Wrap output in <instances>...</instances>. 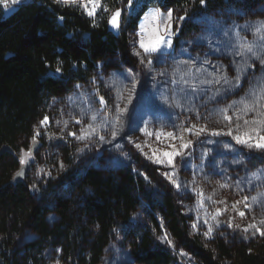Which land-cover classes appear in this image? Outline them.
<instances>
[{
    "label": "trees",
    "instance_id": "trees-1",
    "mask_svg": "<svg viewBox=\"0 0 264 264\" xmlns=\"http://www.w3.org/2000/svg\"><path fill=\"white\" fill-rule=\"evenodd\" d=\"M127 4L111 7L124 10L118 33L110 11L29 0L6 15L0 4V150L12 149L0 156V264H264V236L243 231L264 228V149L236 140L264 134L244 110L260 99L264 113L250 95L264 87V0H160L186 19L173 51L153 55L138 45L147 5ZM249 43L256 56L237 55ZM188 122L223 135L197 137L170 167L135 144ZM37 134L36 173L15 182ZM213 181L249 198L244 219H205L195 189Z\"/></svg>",
    "mask_w": 264,
    "mask_h": 264
},
{
    "label": "rangeland",
    "instance_id": "rangeland-1",
    "mask_svg": "<svg viewBox=\"0 0 264 264\" xmlns=\"http://www.w3.org/2000/svg\"><path fill=\"white\" fill-rule=\"evenodd\" d=\"M28 1L29 0H21L20 3L16 4H13L12 0L8 1L11 3L4 6L5 14H11L14 9H16V6ZM85 2H87V0H78L75 5H80L85 10V8L83 7V4ZM117 2H122V0H100L101 6L95 8V15L93 17H97L99 15L104 16L109 11L111 16V7L113 3L116 4ZM159 2L160 0H132L130 7L128 4L126 5V10L128 11V13L133 14L139 12L145 5H147V10L143 15L141 21L139 22V30L137 33L138 45L141 51H143V53H145V51L143 48L140 47L141 42H143L146 46H151L161 36L165 35V32L167 30L166 38L170 40L171 47L167 48L161 46L160 51L150 54L145 53L146 55L170 53L173 51L175 45L178 18H176L173 14L172 20L168 21L166 14L169 10H163L160 7ZM104 8H107L108 10L105 11ZM91 9L92 4H89L88 10ZM157 9H159V14L155 15L154 13ZM120 10V28L115 29L109 24L110 30L116 33L120 32L122 27V15L124 10ZM85 12L87 13L86 10ZM49 126V120L46 123H43V127H45L46 130L49 129ZM201 129H203V131H201ZM197 133H199V135H197ZM203 134L221 136L223 135V132L217 129H208L206 125L201 122H188L183 128L178 131L153 128L145 129L141 132L138 137H136L135 144L139 145V149L151 162L162 167H170L174 166L176 164L177 159L183 156L188 150L192 148L193 141ZM239 136L243 138L244 135ZM259 136H264V134L252 135L253 140L251 142H254ZM35 142H41L40 134H37L35 141L32 144V147L30 149L25 150L22 155V157H24L27 161H30L31 163L29 167L30 172H35V169H37L35 164V151L39 148V146L34 148ZM185 144H187L188 147L185 148ZM26 152L30 153V155L27 157H25ZM166 153L168 155H166ZM166 174H168V178L169 176H171V180H176L175 170L166 172L165 175ZM211 183V187L209 188L206 186H200L195 189L196 193L199 196L200 208L203 211L204 216L206 217L205 219H207V216L213 219L216 216H223L225 214L230 217L232 224H236L242 219H244L246 217V212L248 209L244 206L245 203H247V201H244V197L240 195H235L230 191L227 186H225L220 181H213ZM240 211H243L245 213L244 217H241L239 215Z\"/></svg>",
    "mask_w": 264,
    "mask_h": 264
},
{
    "label": "snow or ice",
    "instance_id": "snow-or-ice-1",
    "mask_svg": "<svg viewBox=\"0 0 264 264\" xmlns=\"http://www.w3.org/2000/svg\"><path fill=\"white\" fill-rule=\"evenodd\" d=\"M20 2H21V0H12L13 4L20 3ZM55 2L56 3H62V4H75V3L78 2V0H55ZM131 2H132V0H128L129 7L131 6ZM200 2H201V5L205 4V0H200ZM89 4H92V9L91 10H88V5ZM99 6H101L100 5V0H87V2H85L83 4V7L85 8V10L87 11V14L89 16H94L95 15V8L99 7ZM104 10L107 11L108 9L104 8ZM154 14L158 15L159 14V9L155 10ZM166 15H167V20L171 21L172 20V16H173L172 11L169 10ZM120 18H121V10L118 8L114 12H112V14L110 16V19H109V24L113 28L119 29L120 28ZM60 19L62 20L63 17H60ZM184 19H186V15L178 17V22L179 21H183ZM261 32H264V29L258 28L257 29V33L259 34ZM166 35H167V30L165 32V35L161 36L151 46H146L143 42H141L140 47L144 49L145 53H149V54L157 52V51H160L161 46L170 48L171 47V42H170L169 39L166 38ZM260 39H261V41H264V34L260 35ZM248 54H251L252 56H256V51L254 50V46L252 44H250V43L249 44H245L243 46V50L237 52V55H240V56H245V55H248ZM136 55L139 56L140 53L137 52ZM142 62H143V58H142ZM147 62L149 64L152 63V61L150 59ZM261 63L264 64V60H261ZM56 71L60 72L61 69L58 67L56 69ZM221 79H224L226 81V77H221ZM236 83H237V85L239 84V76H237V78H236ZM257 88L259 89V92L257 91ZM257 88H254L253 91L250 93V95H252V96H262V98H264V87L258 85ZM100 99H101V102H103V97H101ZM165 103H167V100H165ZM257 103H260V99H257L256 101H254L252 103H245L244 104V110L245 111L256 112L257 116L259 118L256 119V120L251 121V123L253 125H260L261 127H264V113H261V112L257 111V109H256V104ZM261 107H264V104H261ZM121 111H123V110H121ZM225 111H227V109H225ZM226 118L229 119V120L232 119V117H230V116L226 117ZM92 119L95 120L96 117L93 116ZM116 119H117V121H119V116H117ZM47 121H48V117H45V119H44V121H42V123H46ZM77 122L79 123V121H77ZM244 123L248 124L249 121H245ZM201 131H203V129H201ZM253 131H255V128L253 129ZM149 134H151V133H149ZM230 134L231 133H229V135ZM72 135L75 136L76 133H72ZM112 135H113V137H115L116 133L113 132ZM169 135H171V134H169ZM197 135H199V133H197ZM78 138L79 139H85L86 137L85 136H80ZM100 139L103 140L104 137L101 136ZM236 140H237L238 143L247 144L249 147H256V148L264 149V136H259L254 142H251L253 140L251 132H245L243 138L241 136H237ZM117 147H119V145H117ZM137 147L139 148V145H137ZM184 147L186 148V147H188V145L185 144ZM177 154H179V153H177ZM29 155H30V153H28V152L25 153V157H27ZM166 155H168V154L166 153ZM26 162H27V160L24 157H22L21 158V163H26ZM23 174H24L23 171H18L16 173V176L22 177ZM166 175H168V174H166ZM169 179H172L171 176H169ZM172 183L177 188L180 187L179 183H177L176 180H172ZM33 187L35 188L36 186L33 185ZM248 199H249L248 197H244V201H247ZM252 199L255 200L256 197H252ZM244 206L246 208H251V205H249L247 203H245ZM239 215L241 217H244L245 213L243 211H240ZM259 223L261 225H264V220H261ZM229 226H232V225L230 224ZM235 227L236 228H240V225L237 224V225H235ZM250 229H255V232H253V235H255V233L258 232L261 236H264V228L259 227L257 224H249V225H247V226H245L243 228V231L248 232ZM210 231H211V229H209V233H210ZM209 233H205V235H208ZM168 242L171 243V241H168Z\"/></svg>",
    "mask_w": 264,
    "mask_h": 264
},
{
    "label": "water",
    "instance_id": "water-1",
    "mask_svg": "<svg viewBox=\"0 0 264 264\" xmlns=\"http://www.w3.org/2000/svg\"><path fill=\"white\" fill-rule=\"evenodd\" d=\"M38 146H39V143H38V142H35V144H34V148H35V147H38ZM5 151H12V149H11L10 146L5 145V146L0 150V156H1ZM30 165H31L30 161H27L26 163H24V164L21 165L19 171H23L24 174H23L22 177H18V176L15 175V176H14V181H15V182H23V181L25 180Z\"/></svg>",
    "mask_w": 264,
    "mask_h": 264
},
{
    "label": "crops",
    "instance_id": "crops-1",
    "mask_svg": "<svg viewBox=\"0 0 264 264\" xmlns=\"http://www.w3.org/2000/svg\"><path fill=\"white\" fill-rule=\"evenodd\" d=\"M8 1H10V0H0V4H2L3 6L8 5V4L11 3V2H8Z\"/></svg>",
    "mask_w": 264,
    "mask_h": 264
}]
</instances>
